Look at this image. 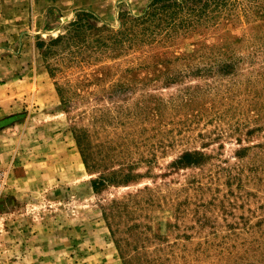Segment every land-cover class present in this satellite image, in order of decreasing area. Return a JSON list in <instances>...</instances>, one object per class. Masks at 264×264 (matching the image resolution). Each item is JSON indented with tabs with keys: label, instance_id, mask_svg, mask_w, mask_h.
Listing matches in <instances>:
<instances>
[{
	"label": "rangeland",
	"instance_id": "rangeland-1",
	"mask_svg": "<svg viewBox=\"0 0 264 264\" xmlns=\"http://www.w3.org/2000/svg\"><path fill=\"white\" fill-rule=\"evenodd\" d=\"M152 1L0 0V264H264V0Z\"/></svg>",
	"mask_w": 264,
	"mask_h": 264
},
{
	"label": "trees",
	"instance_id": "trees-1",
	"mask_svg": "<svg viewBox=\"0 0 264 264\" xmlns=\"http://www.w3.org/2000/svg\"><path fill=\"white\" fill-rule=\"evenodd\" d=\"M190 0H153L152 3H151V7H153V9H159L161 8V2H164V4L162 5V7H167L169 5H179V6H182L184 5L186 2H189ZM193 2H196V1H204V0H191ZM87 15L89 17H94L92 14H86L84 13V16ZM146 16V14H145ZM145 16H142V19L145 18ZM80 19L78 20H74L72 23H71V28L73 30H69V31H75V33H77V27L79 26L80 24ZM82 20V19H81ZM92 27H95L94 25H92ZM72 35V34H71ZM74 39V37H64V36H61V37H58L56 39H53L51 40L50 42H42L41 45H45L47 44L48 45V52H53V47L55 45H62V47H67V49L70 47V43L71 41ZM49 69V72L51 74V76H55V69L54 67H48ZM57 90L59 92V95L61 96V99L62 101L64 102L65 99H64V91H63V87L61 85H57ZM85 137V134H77L76 136V140H77V143L79 145V149L81 151V154H82V157H83V160L87 166V168H92V165L90 164V153H89V149H88V145L84 139ZM105 180H108V179H105V178H102L100 180H93V187L94 189H98L99 188V185L100 184H105L106 181Z\"/></svg>",
	"mask_w": 264,
	"mask_h": 264
},
{
	"label": "crops",
	"instance_id": "crops-1",
	"mask_svg": "<svg viewBox=\"0 0 264 264\" xmlns=\"http://www.w3.org/2000/svg\"><path fill=\"white\" fill-rule=\"evenodd\" d=\"M62 17V16H61Z\"/></svg>",
	"mask_w": 264,
	"mask_h": 264
}]
</instances>
